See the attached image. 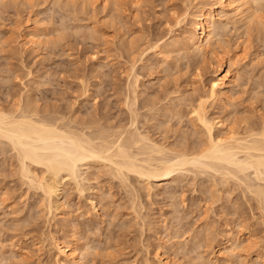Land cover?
Instances as JSON below:
<instances>
[{
	"label": "rangeland",
	"instance_id": "rangeland-1",
	"mask_svg": "<svg viewBox=\"0 0 264 264\" xmlns=\"http://www.w3.org/2000/svg\"><path fill=\"white\" fill-rule=\"evenodd\" d=\"M252 3L253 17L219 23L214 51L200 56L184 47L162 55L150 43L164 34L162 41L181 40L193 24L172 27L167 18L186 4L195 12L203 0H152L138 9L131 0H0V109L30 107L109 137L131 129L134 109L153 140L198 150L206 138L191 111L221 66L235 84L227 103L206 100L208 117L239 136L264 128V0ZM28 28L41 34L35 49L23 46ZM1 147L0 264H54L53 238L74 242L82 264H264V197L259 202L235 176L194 170L148 183L90 165L79 185L65 177L50 209L20 176L15 152ZM228 238L235 248L224 256Z\"/></svg>",
	"mask_w": 264,
	"mask_h": 264
},
{
	"label": "bare ground",
	"instance_id": "bare-ground-1",
	"mask_svg": "<svg viewBox=\"0 0 264 264\" xmlns=\"http://www.w3.org/2000/svg\"><path fill=\"white\" fill-rule=\"evenodd\" d=\"M151 1L131 0V7L138 9L143 3ZM186 5L182 12H178L174 8L167 18V22L173 27L182 26L183 23L188 24V20H190V23L193 24L192 29L186 28L181 40L172 39L168 42L162 41L165 34L164 36H154L150 44L157 53L167 55L178 47H184L186 50L195 51V55H205L208 50L214 51L215 36L220 33L218 32L220 31L219 23H224V20L228 21L232 15L246 21L253 17V12L255 13L252 0H203L202 6L192 13L189 11V5ZM189 16H191L190 19H188ZM22 35L23 46L26 48L35 49V46L41 42V40L39 41L41 34L37 29L28 28ZM231 71L230 69L223 70L220 66L210 82L208 96L201 97L197 106L194 108L192 106L191 112L200 123L206 138L205 145L198 146V150L197 148L191 149L189 146L188 150L187 148L175 150L171 148L172 146L168 147L153 140L147 132L144 133V130H140L138 113L136 110L133 111L134 109L131 110V129L128 126V129H123L118 136H114L115 139L109 140L113 136L109 137L106 136V133V135L98 133V131L102 132L101 129L96 130V133L90 130V132H86L85 128L78 131V128L64 126L67 123L63 126L58 125L51 118L49 121L48 118L39 117L36 111L29 110L30 107H25V109L19 107L16 113L8 109H0V148H3L1 147L3 145H7V147L9 145L15 152L20 165V176L29 185L31 183L42 190L45 199L49 200L50 209L53 207L52 199L54 196H59L58 191L64 185L66 176L70 177L71 181H75L74 184L79 185L83 178L82 168L102 164L108 166V170H113L115 176L121 177L122 181L133 175L148 183L152 179L163 183L177 179L180 174L184 176V172L187 173V171L194 173V170L210 174L211 178L215 174L222 175V178L235 176L234 178L237 177L238 181L245 182L243 184L247 186L246 189L255 193L254 195H257L260 202L264 197V186L261 183V181L264 183V128L257 130L248 127L245 134L239 136L240 133L238 134L232 127L225 126L224 120L215 121V119L209 118L205 110L208 98L224 102L230 100L229 92L235 84V78ZM136 80L134 81L136 82ZM135 88L138 87L135 86ZM133 93L134 99L137 98V91H133ZM106 130L105 132H107ZM88 170L90 169L88 168ZM45 174H48L49 177L47 178ZM239 174L240 176L242 174V177ZM254 181L255 183H253ZM256 182L258 183L256 184ZM95 201H92L94 209L97 208ZM52 241L54 245L52 246L56 250L54 260L56 264H82L79 261L82 259V253L79 254V248L74 242H60L55 238ZM229 241L230 238L222 243L221 248L225 251L224 256H228V252L230 253L235 248Z\"/></svg>",
	"mask_w": 264,
	"mask_h": 264
}]
</instances>
